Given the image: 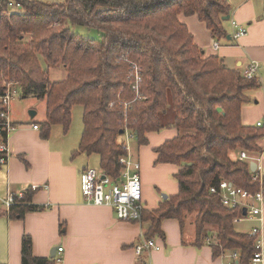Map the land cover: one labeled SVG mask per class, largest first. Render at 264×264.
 Masks as SVG:
<instances>
[{
	"label": "trees",
	"instance_id": "obj_1",
	"mask_svg": "<svg viewBox=\"0 0 264 264\" xmlns=\"http://www.w3.org/2000/svg\"><path fill=\"white\" fill-rule=\"evenodd\" d=\"M230 13L226 0H0V95L12 83L22 99L45 101V137L54 126L68 133L74 107L82 106L84 131L76 154L98 156L101 170L115 181L128 154L127 131L142 147L149 133L175 129L177 137L155 152L157 164L180 168L179 193L144 212L149 234L164 237L161 224L168 219L184 230L191 218L195 246L209 244L215 258L238 251L240 264H252L258 236L238 231L239 212L225 208L210 188L224 180L250 192L260 188L250 165L231 158L243 151L263 153L264 128L245 126L241 119L249 103L246 91L260 83L217 56L206 57L179 19L197 16L216 39H224ZM77 27L98 37L76 33ZM51 69L65 70L66 78L51 82ZM33 195L25 191L0 216L23 220L45 210L32 203ZM21 255L22 264L54 261L34 256L29 235Z\"/></svg>",
	"mask_w": 264,
	"mask_h": 264
},
{
	"label": "crops",
	"instance_id": "obj_2",
	"mask_svg": "<svg viewBox=\"0 0 264 264\" xmlns=\"http://www.w3.org/2000/svg\"><path fill=\"white\" fill-rule=\"evenodd\" d=\"M226 1L231 6V19L224 23L228 34L224 39H216L197 16L181 15L179 19L206 57L217 56L227 68L242 74L253 62L258 64L255 78L260 86L246 91L249 103L241 111L243 125L256 127L264 122V0ZM234 23L248 29V34L237 41L232 39ZM216 42L219 49L214 48ZM31 112L25 116L12 112L16 129L8 142L11 157L6 165H0V210H7L3 201L9 195L18 196L32 186L39 187L32 203L46 209L28 213L23 220L0 216V264H22L25 235L33 240L34 256L52 259L53 264H226L229 261L223 256L215 258L209 244L194 245L196 229L192 223L183 230L178 220H165L161 224L164 233L161 237L149 234L151 224L144 220L123 222L111 208L88 204L81 193L80 175L91 165L86 154H76L82 134L71 136L61 126H54L45 137L41 123L46 121V110L41 120L37 119L39 113L32 119ZM34 125L40 129L35 130ZM177 135L175 129L149 133L148 145L139 147L135 142L137 148L132 149L142 166L147 210H157L165 201L164 195L169 198L179 193L175 175L180 168L157 164L155 152ZM259 145L263 149L260 166L264 175V138ZM237 157V153L231 155L232 159ZM247 221L251 230L262 227L264 250V206L262 222ZM145 240L155 241L158 248L138 256L135 247ZM59 248L63 250L60 252ZM53 250H57L54 258Z\"/></svg>",
	"mask_w": 264,
	"mask_h": 264
},
{
	"label": "built area",
	"instance_id": "obj_3",
	"mask_svg": "<svg viewBox=\"0 0 264 264\" xmlns=\"http://www.w3.org/2000/svg\"><path fill=\"white\" fill-rule=\"evenodd\" d=\"M235 33L233 40H239L248 34V29L233 24ZM215 49L220 48L219 43L214 44ZM258 64L253 62L244 72L243 76L248 79L255 77L258 71ZM137 81L138 70H136ZM20 96V90L14 84L8 83L4 94L0 95V138L4 137L0 143V165H6L11 152L9 148V137L16 129V125L12 119V104L13 101ZM259 128H264V122L257 124ZM35 130H39V125L33 126ZM127 156L120 160L122 170L120 177L115 181L107 176L102 170L97 171L92 168L85 169L80 175V189L88 204L98 207L111 208L118 220L123 222H142L144 212L147 210L143 196V183L141 177V162L133 155L130 144L135 141V135L127 131L125 135ZM261 156L255 157L248 152H240L237 159L242 162L257 164L256 172H252L253 180L258 181L260 188L257 192H250L243 189L230 181H222L218 187H211L210 193L218 195L222 205L229 209L239 212V216L234 220L235 226L247 220H257L262 222L263 206H264V175L261 172ZM39 189L37 186L30 187V190L36 192ZM25 192L18 196L9 195L3 204L9 210L16 202V198L22 199ZM244 209L247 215H243ZM251 236H258L257 252L255 253L252 264H263L264 250L262 246L263 230L261 226L254 227L250 231ZM158 246L153 240H145L143 243L135 247L138 256H142L146 252L157 249ZM63 248H59L61 252ZM229 261L226 264H240V253L233 251L223 255Z\"/></svg>",
	"mask_w": 264,
	"mask_h": 264
},
{
	"label": "rangeland",
	"instance_id": "obj_4",
	"mask_svg": "<svg viewBox=\"0 0 264 264\" xmlns=\"http://www.w3.org/2000/svg\"><path fill=\"white\" fill-rule=\"evenodd\" d=\"M41 1L56 2L58 0H41ZM75 31H76V33H79L83 36L91 37L93 39L98 37V35L95 31H90L89 29H87L85 27H77L75 29ZM63 76H67L65 70L51 69V71H50L51 82L61 81V80H63V78H62ZM45 110H46V102L45 101H39V100L34 99V98L22 99L20 96H18L13 101V104H12L13 115L15 114V112H17V114L19 116H25V115L29 114V111H34L36 113H39L38 118H37L38 120L43 119V117L45 115ZM83 114H84V111H83L82 106L74 107L73 112H72V115H73L72 125H71L70 131H69V134L71 136H73V135L78 136L79 133L83 134V131H84ZM130 147H131V149L137 148L135 141L131 142ZM85 158L89 159L92 169H95L97 171L101 170L100 159L98 157H96V156L89 157L88 155H85ZM140 173L142 174V168H141ZM191 223H192V219L188 218V220L186 222V226L191 224ZM191 225L194 226L193 223ZM251 228H252L251 223L248 221L243 222V223H239L236 225V229L238 231L244 232V233H248L251 230ZM211 240H212V242L216 241L214 239H211Z\"/></svg>",
	"mask_w": 264,
	"mask_h": 264
},
{
	"label": "water",
	"instance_id": "obj_5",
	"mask_svg": "<svg viewBox=\"0 0 264 264\" xmlns=\"http://www.w3.org/2000/svg\"><path fill=\"white\" fill-rule=\"evenodd\" d=\"M230 19H231V18H230V16H229V17L224 18V21H230ZM36 114H37L36 112L32 111V112L30 113V117L33 119V118H35ZM120 134H124V131H121ZM250 167H251V171H252V172H256V170H257V164H256V163H251V164H250ZM163 198H164V200H167V199H168V196H167V195H164ZM243 215H244V216L247 215V211H246L245 209H244V211H243ZM55 252L57 253V250H53V253H52V255H51L52 258L55 257Z\"/></svg>",
	"mask_w": 264,
	"mask_h": 264
}]
</instances>
